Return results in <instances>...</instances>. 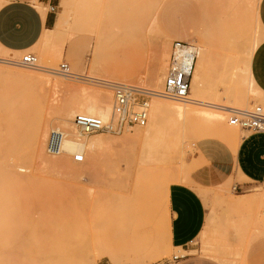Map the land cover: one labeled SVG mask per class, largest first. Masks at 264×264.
<instances>
[{
  "label": "rangeland",
  "instance_id": "374dc122",
  "mask_svg": "<svg viewBox=\"0 0 264 264\" xmlns=\"http://www.w3.org/2000/svg\"><path fill=\"white\" fill-rule=\"evenodd\" d=\"M258 1L61 0L53 31L26 51L47 71L0 62V264H176L175 255L206 264H264V183L240 169L219 181L205 169V184L192 179L201 166L200 141L221 139L234 151L238 139L257 134L232 126L231 114L221 110L264 107L250 72L264 38ZM175 40L201 48L190 99L221 109L155 97L144 127L87 136L78 130L81 140H98L82 163L66 152L51 160L53 130L45 155L34 151L38 126L82 88L110 96L105 121L112 117L113 93L53 73L61 63L75 73L162 91ZM22 55L0 47V58ZM21 73L35 81L21 80ZM156 103H168L176 116L155 112ZM191 112L207 119L185 122ZM138 131L144 137L132 139ZM9 176L16 180L4 185ZM190 181L207 216L202 235L183 251L171 245L168 191L174 182ZM138 228L150 235L148 245L130 243Z\"/></svg>",
  "mask_w": 264,
  "mask_h": 264
},
{
  "label": "crops",
  "instance_id": "0c3cea01",
  "mask_svg": "<svg viewBox=\"0 0 264 264\" xmlns=\"http://www.w3.org/2000/svg\"><path fill=\"white\" fill-rule=\"evenodd\" d=\"M60 3L61 0H4L0 6V47L15 53H23L35 47L53 31ZM256 12L264 28V0L258 1ZM250 72L255 85L264 95V38L252 55ZM163 110L176 116L168 103L154 104L155 112ZM193 116L207 119L191 112L185 122ZM152 133L151 126L150 135ZM198 148L196 159L201 166L192 175L195 182H207L203 174L205 169L212 172L211 179L214 181L227 179L231 175L236 177L240 169L247 178L264 183V133L244 138L236 148L234 144V151L226 142L213 138L200 141ZM191 182H174L168 191L170 241L172 248L183 251L188 249L200 233L202 235L206 225L204 199L198 187ZM176 264L206 263L194 256H182Z\"/></svg>",
  "mask_w": 264,
  "mask_h": 264
},
{
  "label": "built area",
  "instance_id": "2783aa9c",
  "mask_svg": "<svg viewBox=\"0 0 264 264\" xmlns=\"http://www.w3.org/2000/svg\"><path fill=\"white\" fill-rule=\"evenodd\" d=\"M52 10H55V8L52 7ZM22 54L19 59H0L6 61V63L29 69L39 67L36 54L32 52ZM198 54L199 46L195 42L185 40H175L173 42L162 92L166 98L179 101L189 99L191 79ZM56 71L66 78L81 80L108 89L113 93V113L110 121L105 122L98 116L88 114H77L75 116L74 122L83 134L119 133L147 124L150 101L156 95L155 91L135 83L79 75L71 71L69 64L66 62L61 63ZM229 123L243 131L264 133V107L252 105L244 109H234L229 116ZM63 137L64 134L61 131H52L47 146L50 154L58 155L62 152ZM73 159L75 162L81 163L84 161V155L76 153L73 155ZM173 258L177 260L180 256L175 255ZM169 264L173 263L170 262Z\"/></svg>",
  "mask_w": 264,
  "mask_h": 264
},
{
  "label": "bare ground",
  "instance_id": "6f19581e",
  "mask_svg": "<svg viewBox=\"0 0 264 264\" xmlns=\"http://www.w3.org/2000/svg\"><path fill=\"white\" fill-rule=\"evenodd\" d=\"M190 42H194V41H190ZM196 44H198V43H196ZM200 51H201V48L199 46L198 58L200 55ZM198 58H197V60H198ZM197 60H196L197 65L195 63L196 69L194 68L193 74H192L191 86H192V82L194 80H197L198 76H199V61L197 62ZM0 62L6 63V61H4L2 59H0ZM7 64H10V63H7ZM11 65H14V64H11ZM35 69L47 71L46 69H44V67H42L40 65H39V67H37ZM52 72L58 73L57 71H52ZM77 74L85 75V76H89V77H94V78H100V77H95V76H91V75H87V74H80V73H77ZM18 77L21 80L23 79V80H27V81H31L33 79H34L33 81H35V78H36L34 75L25 74V73L19 74ZM157 77L158 76H155L154 78L156 79ZM37 80H39V79H37ZM45 81H47V80H45ZM146 88H148V87H146ZM82 89H84V88H82ZM149 89H151V88H149ZM163 89H164V87H163ZM190 89H191V87H190ZM81 90L79 92L73 93L72 96L70 97V99L67 100L65 104L60 105L58 108H56L55 112L53 113V115L51 117L44 120V122H42L41 124L39 123L40 125L36 129L34 136H33V148H34V151L37 152L39 155H41V156L45 155L46 142H47L49 133L52 130L53 131H60L58 129H61L62 130L61 132L64 134L63 142H62V152L58 155H53V154H50L48 152L50 154V157L53 158V159H51L53 161H54V159H56V160L59 159L64 152L74 153V155L76 153H81L84 155V154H86L85 152H86V148L88 146H93L94 144H96L98 142V140H94V141H91L90 143H88V142L81 140L79 138V135L77 132L78 130H79V133L81 135H84V136H87V135L83 134L80 131V129L76 126V124L74 122L75 116L77 114H88V115L98 116V117L102 118L104 121L107 120L111 116V111H112V104L110 101V96L103 94V93H94V91L93 92H84V91L81 92ZM151 90H153V89H151ZM153 91L156 92V95H154L153 98H155V97L166 98L162 94L163 90L162 91H159V90L156 91L154 89ZM193 99L196 100L194 103H198L205 108L206 107L218 108L215 105V103H213V102L197 99L194 97H193ZM193 99H190V93H189V99L180 100V101L179 100H173V101L191 102ZM192 103H193V101H192ZM150 106H151V102H150ZM218 109H221V108H218ZM234 109H238V108H234L231 106H224L221 111H225L226 112L225 114H228V113L231 114ZM149 111H150V108H149ZM225 114H224V112L222 114L224 119H225ZM148 120H149V116H148ZM105 122H108V121H105ZM147 123H148V121H147ZM146 125H144V126H146ZM144 126H136V127H144ZM51 133H50V135H51ZM141 137H144V136L138 131L134 134V137L132 139H138V138L140 139ZM48 141H49V139H48ZM239 141H240L239 139L236 141L235 148L237 147ZM47 146H48V144H47ZM14 150L16 152L21 153V152H23L24 149L19 148V147H14ZM47 151H48V149H47ZM84 160H85V155H84ZM0 170H1V168H0ZM10 174H12V173H10ZM6 179H8V178H4V180H6ZM4 180H2V181H4ZM15 180L16 179H13V177L12 178L10 177L8 180L3 182V184L9 185L10 183L14 182ZM136 224H138V227H139V223L136 222ZM136 224H135V226H136ZM146 224H148V223H146ZM149 225H150V223L147 225V227ZM144 226H146V225L142 226V224H141V227H144ZM138 229H136V231H134L133 238H130V243H134V245H138V246L148 245L150 243V235H147L146 231H144L143 229H141V228L139 230ZM147 232H148V230H147ZM110 258L113 261L116 260V258L114 256H110Z\"/></svg>",
  "mask_w": 264,
  "mask_h": 264
}]
</instances>
